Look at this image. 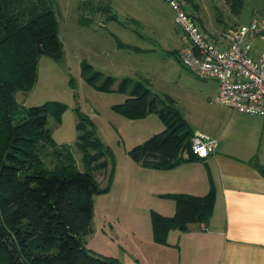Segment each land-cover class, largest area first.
I'll return each mask as SVG.
<instances>
[{
	"label": "trees",
	"instance_id": "trees-1",
	"mask_svg": "<svg viewBox=\"0 0 264 264\" xmlns=\"http://www.w3.org/2000/svg\"><path fill=\"white\" fill-rule=\"evenodd\" d=\"M224 1L234 14L240 12L242 0ZM117 47L129 46L117 42ZM63 53L54 0H0V264H120L86 246V237L92 232L94 197L109 192L114 177L110 149L93 131L77 123L86 168L77 171L71 153L52 142L47 114L52 103L30 107L18 115L15 94L32 89L40 57L60 62ZM173 54L181 65L178 51ZM87 68H82V76H87ZM98 75L84 79L94 85ZM112 82L107 77L99 89L109 91ZM117 91H128V79L120 81ZM165 100L158 101L141 83H135L126 100L112 107L128 120L154 114L163 126L127 151L130 160L141 167L170 170L199 159L189 146L193 133L188 123L175 102L169 97ZM62 112L60 107L58 113ZM84 120L89 123L88 118ZM49 156L59 161L51 169L45 167ZM258 171L264 177V168ZM94 172L104 173L103 186ZM161 197L172 200L175 210L170 217L150 211L152 239L157 244L166 245L172 230L183 233L192 224L206 225L212 214L213 189L202 197Z\"/></svg>",
	"mask_w": 264,
	"mask_h": 264
},
{
	"label": "rangeland",
	"instance_id": "rangeland-1",
	"mask_svg": "<svg viewBox=\"0 0 264 264\" xmlns=\"http://www.w3.org/2000/svg\"><path fill=\"white\" fill-rule=\"evenodd\" d=\"M194 2L200 8V15H219L226 22V14L215 3L216 0ZM180 3L185 9L186 4ZM170 10L163 0H54L58 35L64 52L62 60L57 62L41 56L34 86L29 92H17L15 99L19 116L30 107L52 103L47 113L52 142L58 149L71 153L77 171L86 169L77 139L80 134L77 123L93 131L101 144L110 149L116 172L113 176L118 174V179H123L127 151L161 131V122L154 114L141 120H128L113 111V106L126 100L135 83H141L158 101L166 103L165 98H171L190 125L202 113L198 104L202 100L200 91L208 86H204L203 80L196 78L176 60L173 53L185 38L174 22L169 23ZM127 14L141 17L145 27L128 20ZM111 15L115 19L109 18ZM156 16L167 22L164 24L173 40H168L163 31L153 28ZM117 42L129 47H117ZM85 66H88V74L82 76ZM97 74L100 75L94 78V85L84 79ZM107 77L113 82L109 91H103L99 87ZM124 79H128V91L122 94L117 88ZM60 107L63 108L62 113H58ZM84 118H88L90 124ZM58 162L49 156L45 167L51 169ZM94 175L104 185V173L94 172ZM122 184L119 183V191ZM117 196L113 193L94 197L96 211L93 233L86 237L88 249L105 244L102 229L107 238L123 236L116 226V231H112L110 224H114L113 220L105 218L102 212L108 204L119 200ZM117 248L108 247L105 251L123 255ZM124 261L126 264V259Z\"/></svg>",
	"mask_w": 264,
	"mask_h": 264
},
{
	"label": "crops",
	"instance_id": "crops-1",
	"mask_svg": "<svg viewBox=\"0 0 264 264\" xmlns=\"http://www.w3.org/2000/svg\"><path fill=\"white\" fill-rule=\"evenodd\" d=\"M215 3L226 14V22L219 15H200L194 0L185 10L194 17L207 39L218 46L223 32L264 15V0H242L238 14H234L224 0ZM170 12L169 23L173 24L174 14ZM127 18L145 27L141 17L127 14ZM164 23L167 22L156 16L153 28L173 40ZM251 43L252 56L257 57L264 49V41L254 37ZM187 45L185 38L175 51ZM201 80L208 86L200 91L202 100L198 104L202 113L192 125L186 122L192 133L200 132L214 138L217 141L215 150L207 158L170 170L144 168L127 156L123 179H118V174L114 176L109 192L102 194L119 196L116 203L108 204L102 212L105 218L113 220L112 231H116V226L123 236L107 238L102 229L105 244L90 247V250L115 258L120 264H124L125 259L126 264H264V177L258 171L264 168V118L236 113L220 105L215 101L217 82ZM160 127L162 131V124ZM120 182L123 183L121 191L118 190ZM210 189L214 192V202L206 225L192 224L183 233L172 230L167 234L166 245L153 241L150 211L170 217L175 210L174 202L162 195L202 197ZM95 211L96 200L94 216ZM115 246L123 255L105 251Z\"/></svg>",
	"mask_w": 264,
	"mask_h": 264
},
{
	"label": "built area",
	"instance_id": "built-area-1",
	"mask_svg": "<svg viewBox=\"0 0 264 264\" xmlns=\"http://www.w3.org/2000/svg\"><path fill=\"white\" fill-rule=\"evenodd\" d=\"M172 10L175 26L188 45L178 51L184 69L198 79L217 82L215 101L236 113L264 118V49L252 56L254 37L264 41V15L249 24L223 32L220 46L207 39L179 0H163ZM217 141L200 132L193 133L189 146L199 159L207 158Z\"/></svg>",
	"mask_w": 264,
	"mask_h": 264
}]
</instances>
